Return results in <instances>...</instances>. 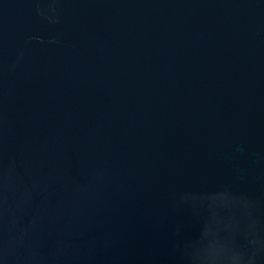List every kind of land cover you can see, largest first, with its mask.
Segmentation results:
<instances>
[{
	"label": "water",
	"instance_id": "95a60500",
	"mask_svg": "<svg viewBox=\"0 0 264 264\" xmlns=\"http://www.w3.org/2000/svg\"><path fill=\"white\" fill-rule=\"evenodd\" d=\"M0 264H264V0H0Z\"/></svg>",
	"mask_w": 264,
	"mask_h": 264
}]
</instances>
